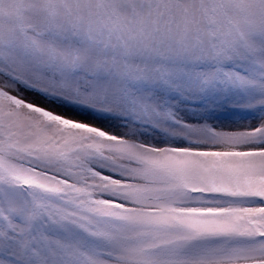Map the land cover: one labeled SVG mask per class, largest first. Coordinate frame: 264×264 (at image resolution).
I'll use <instances>...</instances> for the list:
<instances>
[{
	"label": "snow or ice",
	"instance_id": "snow-or-ice-1",
	"mask_svg": "<svg viewBox=\"0 0 264 264\" xmlns=\"http://www.w3.org/2000/svg\"><path fill=\"white\" fill-rule=\"evenodd\" d=\"M0 264H264V0H0Z\"/></svg>",
	"mask_w": 264,
	"mask_h": 264
}]
</instances>
